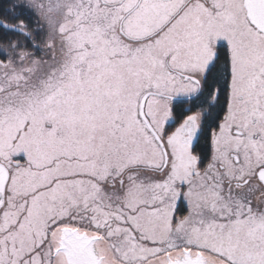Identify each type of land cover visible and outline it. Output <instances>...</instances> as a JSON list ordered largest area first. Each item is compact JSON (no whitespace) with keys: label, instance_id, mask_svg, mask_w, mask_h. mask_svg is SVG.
Masks as SVG:
<instances>
[{"label":"snow or ice","instance_id":"6c2138e0","mask_svg":"<svg viewBox=\"0 0 264 264\" xmlns=\"http://www.w3.org/2000/svg\"><path fill=\"white\" fill-rule=\"evenodd\" d=\"M0 264H264V0H0Z\"/></svg>","mask_w":264,"mask_h":264}]
</instances>
